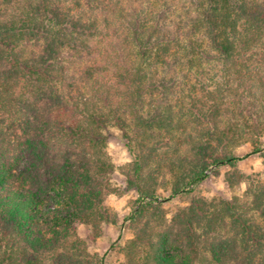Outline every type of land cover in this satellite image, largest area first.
I'll use <instances>...</instances> for the list:
<instances>
[{"label":"trees","instance_id":"trees-1","mask_svg":"<svg viewBox=\"0 0 264 264\" xmlns=\"http://www.w3.org/2000/svg\"><path fill=\"white\" fill-rule=\"evenodd\" d=\"M113 128L135 224L263 151L264 0H0V264H106L77 228L110 221ZM245 193L192 201L127 264H264V180Z\"/></svg>","mask_w":264,"mask_h":264},{"label":"rangeland","instance_id":"rangeland-1","mask_svg":"<svg viewBox=\"0 0 264 264\" xmlns=\"http://www.w3.org/2000/svg\"><path fill=\"white\" fill-rule=\"evenodd\" d=\"M35 47L32 44L28 49ZM81 66L82 64L79 68ZM112 131L114 136L108 143L107 152L115 166V171L110 178L114 193L109 194L105 199L110 221L102 225L101 234L95 240L88 238L86 228L83 226L77 228L79 237L87 241L89 253L103 257L106 264H127L126 247L136 238V235L141 234L144 237L147 233L152 235L153 240L156 239L157 234L169 229L172 218L181 209L188 207L192 201L203 199L213 202L237 199L244 202L249 199L245 193L248 181L264 180V150L254 152L251 144L247 142L233 151L238 158L234 167L212 166L206 171V179L197 184L192 193L168 197V194L161 191L166 200L159 198L157 201H162V205L150 210L148 215L138 221V224L131 223L129 220L131 215L143 202H137L135 191L126 188L125 177L133 156L122 140L121 132L115 128ZM262 142L264 143V138ZM170 229L183 245L184 232L178 227Z\"/></svg>","mask_w":264,"mask_h":264}]
</instances>
